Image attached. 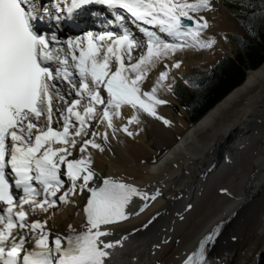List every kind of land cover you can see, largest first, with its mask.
Here are the masks:
<instances>
[{
	"label": "snow or ice",
	"instance_id": "1",
	"mask_svg": "<svg viewBox=\"0 0 264 264\" xmlns=\"http://www.w3.org/2000/svg\"><path fill=\"white\" fill-rule=\"evenodd\" d=\"M93 5L105 6L122 31H86L61 40L57 31H42L37 23L59 28ZM213 10V0H0V264H111V250L122 240L105 239L112 235L109 226L144 212L161 193L98 178L88 148L103 152L108 129L113 136L138 134L130 126L139 125L142 114L171 126L157 111L168 103L159 92L172 91L164 81L182 61L171 67L163 62L186 48L213 47L203 15ZM123 13L146 40L124 26ZM161 63L164 70L145 90L142 85ZM125 106L133 109L131 116H124ZM114 119L126 123L117 127ZM93 121L105 124V131H90ZM77 145L79 158L70 159ZM62 177L69 187L61 193ZM77 190L89 193L81 230L69 225L61 235L47 228V219H29L58 202L74 203ZM134 198L143 204L133 213L128 208ZM222 223L209 228L181 264H214L209 249Z\"/></svg>",
	"mask_w": 264,
	"mask_h": 264
},
{
	"label": "bare ground",
	"instance_id": "2",
	"mask_svg": "<svg viewBox=\"0 0 264 264\" xmlns=\"http://www.w3.org/2000/svg\"><path fill=\"white\" fill-rule=\"evenodd\" d=\"M213 3L214 10L203 13L210 22L205 35L216 40L213 47L186 48L163 62L171 67L176 60L182 61L179 68H171L164 81L172 85V91L159 92L168 103L159 105L157 111L172 121L171 126L142 114L141 123L130 126V131L138 134L117 132L113 136L108 129L109 141L103 152L88 148L98 178L113 177L149 193H161L155 201H148L144 212L109 226L112 235L105 239L122 240V245L111 250V264H181L209 228L226 220L219 240L209 249L214 264H264V63L197 122L189 121L184 107L174 116L171 106L177 102L173 93L176 79L187 71L206 72L224 55L232 54L225 42L235 29L236 18L220 0ZM123 14L124 26L138 40H146L139 25ZM83 25L93 33L122 31L114 15L100 5L86 6L67 21L64 30L52 24L51 31L59 32L64 40L61 35L72 36ZM163 63L150 72L142 85L145 90L164 70ZM122 112L131 116L133 109L125 106ZM92 123L90 131H105V124ZM114 123L120 127L126 120L114 119ZM96 139L103 143L99 136ZM78 148L70 159L79 158ZM62 179L66 183L61 193L69 187L67 177ZM222 189H227V194ZM16 192L22 195V190ZM88 195L86 190L82 194L77 190L71 198L74 203L58 202L56 208L47 213L37 211L29 219H47V228L61 235L69 225L79 231L86 221L83 207ZM142 204L134 198L128 211L134 213Z\"/></svg>",
	"mask_w": 264,
	"mask_h": 264
},
{
	"label": "trees",
	"instance_id": "3",
	"mask_svg": "<svg viewBox=\"0 0 264 264\" xmlns=\"http://www.w3.org/2000/svg\"><path fill=\"white\" fill-rule=\"evenodd\" d=\"M220 1L246 34L234 36L238 45L234 57H223L208 73L186 74L185 87L180 83L175 85V98L194 122L240 86L246 79L247 69H257L264 63V0Z\"/></svg>",
	"mask_w": 264,
	"mask_h": 264
},
{
	"label": "rangeland",
	"instance_id": "4",
	"mask_svg": "<svg viewBox=\"0 0 264 264\" xmlns=\"http://www.w3.org/2000/svg\"><path fill=\"white\" fill-rule=\"evenodd\" d=\"M235 20V19H234ZM235 23H236V26L234 27L235 29H234V31L230 34V36H228L227 38H226V46H231V48H232V54H230V55H224L223 57H225V56H230V57H234L236 54V51H238V45L235 43V41H234V36L235 35H245L246 33H245V30L243 29V27L240 25V23L238 22V20L236 19V21H235ZM84 33V30H81V29H79V30H77L72 36H71V34H68V33H64L63 35H61L62 37H63V39H67V38H69V37H73L74 38V36H77V35H82ZM76 34V35H75ZM58 36H60V33L58 32ZM60 39H62V38H60ZM222 57V58H223ZM221 58V59H222ZM221 59H219V60H221ZM218 60V61H219ZM217 61V62H218ZM216 62V63H217ZM213 67V66H212ZM251 70H254V69H247V75H248V73L251 71ZM210 71V69L209 70H207L206 72H193V71H187L186 73H185V75L186 74H205V73H208ZM185 75L182 77V78H179V79H176L175 80V84H174V87H175V85L177 84V83H180V84H183V86L185 87V85H186V81H185ZM247 75H246V78H247ZM174 87H173V89H174ZM171 106L173 107V109H174V116H176V115H178V114H180L181 112H182V109H184V108H182L183 106H181L180 105V103L177 101V102H173V103H171ZM176 106H178V109H176ZM185 110V109H184ZM185 112L188 114L187 116H188V119H189V121L190 122H192V123H194V121L191 119V117H190V115H189V113L185 110ZM197 122V121H196ZM259 126H261L260 124H259ZM18 195H21V193H19Z\"/></svg>",
	"mask_w": 264,
	"mask_h": 264
},
{
	"label": "water",
	"instance_id": "5",
	"mask_svg": "<svg viewBox=\"0 0 264 264\" xmlns=\"http://www.w3.org/2000/svg\"><path fill=\"white\" fill-rule=\"evenodd\" d=\"M258 41H260V39H258ZM226 222H227V220H226V221H223V223H222V225H221V228H220V234H219V236L216 238L214 244L219 240V238H220V236H221V233H222V230H223L224 225L226 224ZM214 244H213V245H214ZM213 245H212V246H213ZM212 246H211V247H212ZM211 247H210V248H211Z\"/></svg>",
	"mask_w": 264,
	"mask_h": 264
}]
</instances>
